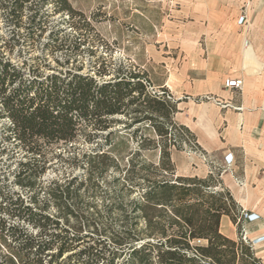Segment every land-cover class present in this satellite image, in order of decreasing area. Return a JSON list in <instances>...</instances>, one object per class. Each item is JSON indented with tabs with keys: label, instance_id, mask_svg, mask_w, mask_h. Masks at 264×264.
<instances>
[{
	"label": "trees",
	"instance_id": "obj_1",
	"mask_svg": "<svg viewBox=\"0 0 264 264\" xmlns=\"http://www.w3.org/2000/svg\"><path fill=\"white\" fill-rule=\"evenodd\" d=\"M27 2L13 0L9 7L15 27ZM61 2L69 10L66 1ZM4 6L0 1V12ZM28 21L35 23L34 17ZM80 46L46 43L38 56L23 61L0 52V120L6 121L0 135L24 160L17 163L15 184L33 188L49 158L61 156L55 149L79 143L86 147L81 155L70 156L81 159L85 181L76 187L77 178L52 181L39 190L45 196L40 205L34 195L27 203L0 185V264H260L240 231L242 209L218 186L216 176L175 175L171 150L201 152L193 135L173 121L176 102L150 93L147 77L139 70L124 67L112 74L102 57L94 61L93 74L81 73L82 66L70 62ZM3 47L12 51L10 43ZM62 50L69 54L65 62L46 65L47 54ZM117 125L122 127L114 129ZM134 126L155 138L129 147L123 135ZM98 136L102 140L95 141ZM156 151L159 158L154 161ZM107 172L115 175L112 186L128 197L126 205L123 195L110 205L125 216L121 229L99 226L92 213L82 216V224L69 227L74 231L69 233L63 225L68 226L70 218L77 222L71 204L77 205L79 191L94 186L95 174ZM51 204L56 216L46 213ZM5 216L14 223L4 221ZM223 216L236 226L237 241L220 234Z\"/></svg>",
	"mask_w": 264,
	"mask_h": 264
},
{
	"label": "rangeland",
	"instance_id": "obj_2",
	"mask_svg": "<svg viewBox=\"0 0 264 264\" xmlns=\"http://www.w3.org/2000/svg\"><path fill=\"white\" fill-rule=\"evenodd\" d=\"M0 1L5 5L0 12V52L12 60L23 61L38 56L39 48L46 43L65 46L80 43L78 53L72 56L70 62L77 61L74 65L82 66L81 73H92L94 61L102 57L108 60V70L112 74L124 67L139 70L147 77L150 93L160 96L165 94L162 97L166 99L168 96L172 100L170 89L165 85L169 82L171 72L190 54L194 44L189 42L194 33L202 30L210 17L219 27V32L224 29L222 33L233 39V42L228 43L231 46L239 49L245 41L248 42L245 43V49L250 47L252 55L259 59V66L251 64V68L256 66L254 72L260 78L263 90L260 96L264 99V0H65L69 10L64 8L61 0H28L19 11L17 27L9 18V7L13 0ZM213 3H220L224 14L217 11L208 16L207 9ZM30 17H34L33 25L29 24ZM216 34L219 33H212L211 37ZM240 39L243 43H237ZM6 43L12 45L10 53L4 50ZM91 49L94 54L89 52ZM27 50H30L29 54ZM68 55L65 50L47 54L46 65L59 67L68 59ZM65 67L71 68L72 63ZM41 68L47 71L42 65ZM5 123V120H0V128ZM147 126L142 127L145 129ZM121 127L117 125L114 129ZM103 136L94 140H102ZM123 138L128 141L129 147H135L140 139L155 137L134 126ZM81 144L55 149V153L61 156L49 158L45 173L33 188H28L15 184L17 163L24 161L21 153L12 149L9 142H3L0 135V185L5 192L18 194L27 203L34 195L39 205L45 197L43 190H39L52 181H59L60 184L77 178L76 187L79 181H85L86 175L80 166L81 159L70 156L81 155L86 150ZM158 158L159 153L156 151L151 159L157 161ZM114 178V173L95 174L94 186H84L79 191L77 205L72 206L69 201L72 211L79 216L77 222L70 218L68 226H65L61 220V226L69 229V233H74L69 227L82 224V216L93 213L92 219L99 226L108 227L112 232L120 230L125 216L111 209L110 205L118 195H123L122 203L126 205L128 197L119 186H112ZM128 210L127 207L125 212ZM46 213L56 216L57 210L51 204ZM4 221L14 223L6 216ZM241 226L242 221L239 226L242 232ZM30 232L35 234L33 230Z\"/></svg>",
	"mask_w": 264,
	"mask_h": 264
},
{
	"label": "crops",
	"instance_id": "obj_3",
	"mask_svg": "<svg viewBox=\"0 0 264 264\" xmlns=\"http://www.w3.org/2000/svg\"><path fill=\"white\" fill-rule=\"evenodd\" d=\"M220 7L213 3L208 16L224 14ZM212 20L209 17L208 24L194 33L190 54L165 85L176 102L173 121L193 135L205 159L177 150L170 157L176 176H216L218 186L242 211L253 215L252 221L242 220L241 233L264 264V99L254 72L260 63L250 47L245 49L247 41H237L243 43L239 49L231 46L233 39L222 33L224 29L219 32ZM212 33L219 34L211 37ZM233 79L242 81L240 90L224 88V82ZM227 155L232 158L230 166L224 162ZM219 232L229 240L238 239V230L227 216L221 217Z\"/></svg>",
	"mask_w": 264,
	"mask_h": 264
},
{
	"label": "built area",
	"instance_id": "obj_4",
	"mask_svg": "<svg viewBox=\"0 0 264 264\" xmlns=\"http://www.w3.org/2000/svg\"><path fill=\"white\" fill-rule=\"evenodd\" d=\"M242 87V81L239 79H233V80H226L224 82V88L226 89H234V90H240ZM195 153V152H194ZM196 153L202 158L205 159V155H203L201 152L196 151ZM224 162L226 164V166H230L232 163V158L229 157V155H227L224 158ZM241 218L243 221H252L253 220V215L246 213L244 211H242L241 213ZM244 239V238H243ZM245 240V239H244Z\"/></svg>",
	"mask_w": 264,
	"mask_h": 264
}]
</instances>
